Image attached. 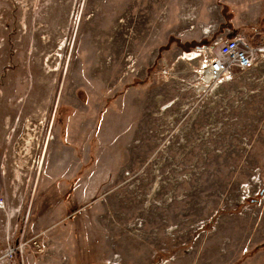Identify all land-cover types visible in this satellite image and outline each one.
I'll use <instances>...</instances> for the list:
<instances>
[{"label":"rangeland","instance_id":"obj_1","mask_svg":"<svg viewBox=\"0 0 264 264\" xmlns=\"http://www.w3.org/2000/svg\"><path fill=\"white\" fill-rule=\"evenodd\" d=\"M229 26L264 0H0L5 264H264V59H181Z\"/></svg>","mask_w":264,"mask_h":264},{"label":"built area","instance_id":"obj_2","mask_svg":"<svg viewBox=\"0 0 264 264\" xmlns=\"http://www.w3.org/2000/svg\"><path fill=\"white\" fill-rule=\"evenodd\" d=\"M182 60L198 61L201 68L200 77L206 87L234 79L256 68L264 59V39L261 35L249 38L237 34L229 39L221 36L210 45H203L192 52L183 53ZM166 74L165 71L162 72ZM4 203L0 201V209ZM9 247L2 256L0 264L8 261L14 263L17 250Z\"/></svg>","mask_w":264,"mask_h":264},{"label":"crops","instance_id":"obj_3","mask_svg":"<svg viewBox=\"0 0 264 264\" xmlns=\"http://www.w3.org/2000/svg\"><path fill=\"white\" fill-rule=\"evenodd\" d=\"M231 26H229V27H227V28H225L224 30V35L223 36H225V37H227L228 38V36L231 38L233 35H235V33H233V32H236V31H234L233 29H232V31H231ZM241 35H245V36H247L245 33H240ZM247 37H249V38H253V37H250V36H247ZM2 264H5V263H2ZM30 264H33L32 263V261H31V259H30Z\"/></svg>","mask_w":264,"mask_h":264}]
</instances>
